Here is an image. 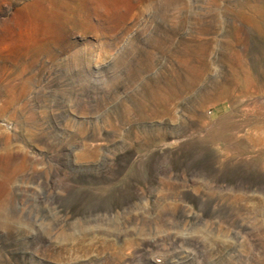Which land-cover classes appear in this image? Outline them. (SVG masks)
<instances>
[{"label": "rangeland", "instance_id": "1", "mask_svg": "<svg viewBox=\"0 0 264 264\" xmlns=\"http://www.w3.org/2000/svg\"><path fill=\"white\" fill-rule=\"evenodd\" d=\"M0 264H264V0H0Z\"/></svg>", "mask_w": 264, "mask_h": 264}]
</instances>
